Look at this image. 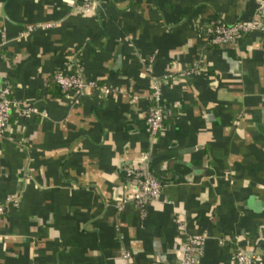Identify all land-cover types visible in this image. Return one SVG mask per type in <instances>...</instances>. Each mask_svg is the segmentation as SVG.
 <instances>
[{
	"label": "crops",
	"instance_id": "1",
	"mask_svg": "<svg viewBox=\"0 0 264 264\" xmlns=\"http://www.w3.org/2000/svg\"><path fill=\"white\" fill-rule=\"evenodd\" d=\"M256 4L0 0V84L20 100L0 134V264H182V222L206 235L197 264L238 246L264 264V32L205 33ZM76 68L98 83L79 100L53 79ZM156 80L171 115L152 135ZM128 164L163 184L145 214Z\"/></svg>",
	"mask_w": 264,
	"mask_h": 264
},
{
	"label": "built area",
	"instance_id": "2",
	"mask_svg": "<svg viewBox=\"0 0 264 264\" xmlns=\"http://www.w3.org/2000/svg\"><path fill=\"white\" fill-rule=\"evenodd\" d=\"M257 4L253 16L248 19H238L233 22L217 20L207 23L205 33L211 44H227L236 41L246 32L255 29L264 32V0H256ZM98 0H79V6L83 11H87L94 7ZM32 28V26H29ZM5 36V32L3 33ZM151 68V64H148ZM53 78L60 84L62 92L67 97H73L79 100L86 90L92 87H98L95 79L89 78L81 68L71 71L56 69ZM104 92H109L107 85L100 87ZM151 99L147 113V123L149 131L152 135H157L164 127L166 118L171 115L170 110L163 108L161 104L162 84L156 80L152 84ZM20 106V100L14 96L12 88L8 83L0 84V134H4L8 128V124L13 111ZM26 113L29 110H25ZM126 178L130 184V194L128 198H132L145 214V208L148 202L158 198L163 191L161 180L152 173L142 169L139 165L128 164L125 167ZM6 203L0 202V217L6 213ZM181 234L184 238L182 264H197L198 257L204 249L206 235L204 232L188 233L184 227V223L180 227ZM224 237L220 238L223 243ZM233 264H255L252 253L243 246H238L232 253Z\"/></svg>",
	"mask_w": 264,
	"mask_h": 264
},
{
	"label": "trees",
	"instance_id": "3",
	"mask_svg": "<svg viewBox=\"0 0 264 264\" xmlns=\"http://www.w3.org/2000/svg\"><path fill=\"white\" fill-rule=\"evenodd\" d=\"M54 79V78H53ZM54 81H55V79H54ZM124 176L126 177V173L124 172Z\"/></svg>",
	"mask_w": 264,
	"mask_h": 264
}]
</instances>
